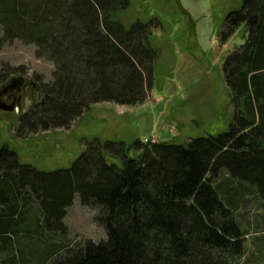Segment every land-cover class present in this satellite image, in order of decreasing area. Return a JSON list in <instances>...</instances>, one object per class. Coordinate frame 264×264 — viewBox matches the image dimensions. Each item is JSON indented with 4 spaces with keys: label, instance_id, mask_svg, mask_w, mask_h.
Returning a JSON list of instances; mask_svg holds the SVG:
<instances>
[{
    "label": "trees",
    "instance_id": "16d2710c",
    "mask_svg": "<svg viewBox=\"0 0 264 264\" xmlns=\"http://www.w3.org/2000/svg\"><path fill=\"white\" fill-rule=\"evenodd\" d=\"M130 3L0 0V50L20 40L53 66L49 81L39 77L40 100L19 115L24 133L67 129L98 103L147 99L154 22L123 24ZM239 28L244 42L222 63L234 113L215 136L183 145L90 140L69 167L48 172L19 163L1 144L0 255L7 258L0 264H242L246 233L264 237V215L250 214L253 201L264 202V0H241L227 13L219 44ZM9 76L0 72V87ZM226 181L220 195L216 187ZM75 194L98 210L106 238L49 244L66 233L62 220ZM257 246L264 254V242Z\"/></svg>",
    "mask_w": 264,
    "mask_h": 264
},
{
    "label": "rangeland",
    "instance_id": "374dc122",
    "mask_svg": "<svg viewBox=\"0 0 264 264\" xmlns=\"http://www.w3.org/2000/svg\"><path fill=\"white\" fill-rule=\"evenodd\" d=\"M240 1L131 0L129 9L119 16L123 24L135 20L154 22L149 44L157 57L149 96L134 106L95 104L67 129L33 134L19 128V115L40 100L39 77L43 82L49 81L53 66L44 59H35L34 45L20 40L5 43L0 50V72L8 71L9 81L26 75L34 86L24 91L13 111H0V145L6 143L12 148L19 163L48 172L69 167L90 140L128 145L154 139L183 145L191 138L225 131L234 109L229 103L222 63L229 52L244 42V33L239 28L220 45L219 32L224 16L236 10ZM105 159L120 164L113 156L105 154ZM229 182L216 187L220 195ZM251 204L253 218L264 215V202L261 207L254 201ZM97 211L83 206L75 194L62 220L66 233L49 236V244L61 242L81 247L87 240L97 243L105 239L104 228L95 222ZM6 258L1 254L0 262Z\"/></svg>",
    "mask_w": 264,
    "mask_h": 264
},
{
    "label": "crops",
    "instance_id": "0c3cea01",
    "mask_svg": "<svg viewBox=\"0 0 264 264\" xmlns=\"http://www.w3.org/2000/svg\"><path fill=\"white\" fill-rule=\"evenodd\" d=\"M256 231L257 230L249 231L244 237V251L241 257L242 264H264V254L261 253V247L257 246V243L264 242V237H258L259 235L256 234ZM255 238H257V240H254Z\"/></svg>",
    "mask_w": 264,
    "mask_h": 264
},
{
    "label": "flooded vegetation",
    "instance_id": "af4514ba",
    "mask_svg": "<svg viewBox=\"0 0 264 264\" xmlns=\"http://www.w3.org/2000/svg\"><path fill=\"white\" fill-rule=\"evenodd\" d=\"M29 86H34V83L32 81H30L26 75L23 76V81L21 83V86L19 88V90H15V89H11L8 92H6L5 94H3L1 96V100L6 104V105H11V104H20L23 95H24V91L29 89Z\"/></svg>",
    "mask_w": 264,
    "mask_h": 264
},
{
    "label": "water",
    "instance_id": "95a60500",
    "mask_svg": "<svg viewBox=\"0 0 264 264\" xmlns=\"http://www.w3.org/2000/svg\"><path fill=\"white\" fill-rule=\"evenodd\" d=\"M23 81V77H18L15 79H12L10 81H8L5 85L0 87V111H6V112H11L13 111L15 108H17L18 106H15L14 104L11 105H6L2 100H1V96L3 94H5L6 92H8L11 89H15V90H19L21 83Z\"/></svg>",
    "mask_w": 264,
    "mask_h": 264
},
{
    "label": "built area",
    "instance_id": "2783aa9c",
    "mask_svg": "<svg viewBox=\"0 0 264 264\" xmlns=\"http://www.w3.org/2000/svg\"><path fill=\"white\" fill-rule=\"evenodd\" d=\"M151 143H155L154 139L149 140Z\"/></svg>",
    "mask_w": 264,
    "mask_h": 264
}]
</instances>
